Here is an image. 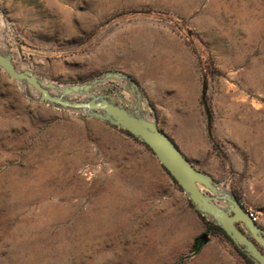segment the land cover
<instances>
[{"label":"rangeland","instance_id":"obj_1","mask_svg":"<svg viewBox=\"0 0 264 264\" xmlns=\"http://www.w3.org/2000/svg\"><path fill=\"white\" fill-rule=\"evenodd\" d=\"M0 10L17 66L48 81L118 70L147 93L164 70L173 79L193 64L215 140L201 96L210 150L196 164L264 228V0H0ZM176 187L140 140L31 100L0 69V264H252L206 225L195 253L202 233L181 229L189 204Z\"/></svg>","mask_w":264,"mask_h":264},{"label":"water","instance_id":"obj_2","mask_svg":"<svg viewBox=\"0 0 264 264\" xmlns=\"http://www.w3.org/2000/svg\"><path fill=\"white\" fill-rule=\"evenodd\" d=\"M0 16L6 21V14L1 10ZM6 33L18 42L6 24L0 34V69L17 82L28 98L57 109L97 118L131 133L151 149L196 211L221 227L252 262L264 264V228L232 190L210 174L197 169L159 127L155 108L143 87L133 77L122 71L109 70L79 83L48 81L32 69L17 66ZM18 49L21 52L20 45ZM202 100L207 114L208 133L215 142L207 102L206 78ZM208 241L209 235L206 232L201 234L195 241V253Z\"/></svg>","mask_w":264,"mask_h":264},{"label":"crops","instance_id":"obj_3","mask_svg":"<svg viewBox=\"0 0 264 264\" xmlns=\"http://www.w3.org/2000/svg\"><path fill=\"white\" fill-rule=\"evenodd\" d=\"M168 70L161 72V77L148 82L147 94L155 108L158 125L167 133L190 162L199 170L211 174L205 168L197 166L210 150V142L206 136V119L200 105L202 83L199 71L194 65L178 63L174 70V78L170 79ZM179 185L174 194L179 195ZM182 190V189H181ZM186 218L181 229L190 239H195L204 230L205 223L185 195ZM188 206V207H187Z\"/></svg>","mask_w":264,"mask_h":264},{"label":"trees","instance_id":"obj_4","mask_svg":"<svg viewBox=\"0 0 264 264\" xmlns=\"http://www.w3.org/2000/svg\"><path fill=\"white\" fill-rule=\"evenodd\" d=\"M124 132H126L127 134H129V135H131V136H133L131 133H129L128 131H125V130H123ZM166 170V169H165ZM168 172V171H167ZM171 176V175H170ZM172 177V176H171ZM172 179L175 181V179L172 177ZM176 182V181H175ZM177 183V182H176ZM180 187V186H179ZM180 189H182L181 187H180ZM191 204V203H190ZM191 206H192V204H191ZM197 213H198V215L201 217V219L204 221V223H205V225L207 226V228L210 230V231H212V232H221L222 234H224L225 236H226V238H228L230 241H231V243L235 246V248L240 252V254L241 255H243L245 258H246V260L247 261H249L250 263H252L253 264V262L248 258V257H246V255L233 243V241L229 238V236L225 233V231L221 228V227H219V226H217V225H215V224H213V223H211L210 221H208L204 216H202L198 211H197Z\"/></svg>","mask_w":264,"mask_h":264},{"label":"built area","instance_id":"obj_5","mask_svg":"<svg viewBox=\"0 0 264 264\" xmlns=\"http://www.w3.org/2000/svg\"><path fill=\"white\" fill-rule=\"evenodd\" d=\"M250 212V211H249ZM251 213V215L253 216V218L257 221V218H256V216H255V214L253 213V212H250Z\"/></svg>","mask_w":264,"mask_h":264},{"label":"flooded vegetation","instance_id":"obj_6","mask_svg":"<svg viewBox=\"0 0 264 264\" xmlns=\"http://www.w3.org/2000/svg\"><path fill=\"white\" fill-rule=\"evenodd\" d=\"M205 233V232H204ZM203 234V233H202Z\"/></svg>","mask_w":264,"mask_h":264}]
</instances>
